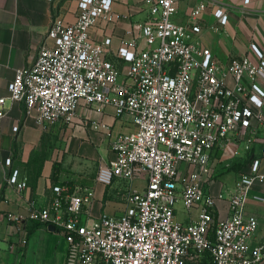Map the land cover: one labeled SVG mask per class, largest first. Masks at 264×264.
<instances>
[{"label":"built area","instance_id":"built-area-1","mask_svg":"<svg viewBox=\"0 0 264 264\" xmlns=\"http://www.w3.org/2000/svg\"><path fill=\"white\" fill-rule=\"evenodd\" d=\"M119 1L79 0L74 23L55 17L34 64L16 70L9 98L34 109L44 127L73 125L81 105L97 113L112 105L117 116L130 115L135 130L114 136L115 158L100 166L97 181L111 185L116 178L133 182L146 175V187L128 192L124 212L94 218L93 187L70 191L57 185L50 203L33 207L28 217L65 233L66 264H260L264 243L250 246L259 221L245 209L255 182H264V52L252 43L253 55L225 64L193 38L202 30L205 2L183 25L174 19L180 0H142L147 16L118 51L128 63L120 69L106 57L112 37L91 35L99 21L119 18ZM214 14L220 26L228 24L225 7ZM5 100L0 98V117ZM94 127L110 129L102 122ZM258 144L259 156L253 153ZM216 149L223 157L251 155L228 198L226 218H217V199L224 193L205 188ZM9 181L20 191L28 185L18 170ZM179 202L197 208V218L178 221Z\"/></svg>","mask_w":264,"mask_h":264},{"label":"crops","instance_id":"crops-1","mask_svg":"<svg viewBox=\"0 0 264 264\" xmlns=\"http://www.w3.org/2000/svg\"><path fill=\"white\" fill-rule=\"evenodd\" d=\"M201 2L207 8L199 19L202 30L193 33V38L210 48L218 60L226 64L233 57L253 55L252 43L264 52V0H180L174 19L189 25L191 10ZM141 5L142 0H121L115 4L120 16L114 23L99 21L91 29L95 40L112 37L106 57L120 69L128 63L118 56V51L134 38L138 33L136 24L147 16ZM218 7H225L229 14L224 26L214 14ZM78 14L79 0H0V98L6 97L5 114L0 117V264H66L69 244L65 233L28 217L33 207L50 203L54 186H66L70 191L93 187L95 196L89 210L92 217L98 218L103 213L124 212L128 192L142 190L147 184L146 175L133 182L116 178L111 185L97 181L100 166L115 158L111 147L114 136L135 130L130 115L117 116L112 105L104 113L91 112L81 105L73 125L44 127L38 123L34 109L9 98L8 85L16 70L34 64L54 18L74 23ZM216 25L219 30L212 28ZM96 122L110 129H95ZM261 147L258 144L253 153L259 156ZM8 158L11 164L6 163ZM250 159L251 155L244 151L239 156L226 157L220 149L213 151V175L205 188L214 195H225L217 199V218L229 216L228 198L241 173L248 170ZM15 170L20 180L28 182L21 191L9 181ZM260 170L264 173V158ZM221 176L224 180L219 179ZM254 195L264 197V182H255L245 209L247 215L259 221L250 240L251 248L264 243V201L254 199ZM9 214L17 219H9ZM197 216V208L187 210L178 203V221L189 223Z\"/></svg>","mask_w":264,"mask_h":264},{"label":"rangeland","instance_id":"rangeland-1","mask_svg":"<svg viewBox=\"0 0 264 264\" xmlns=\"http://www.w3.org/2000/svg\"><path fill=\"white\" fill-rule=\"evenodd\" d=\"M261 171H262V170H261ZM228 173H229V172H227L226 174H228ZM219 179H220V180H224V176L219 177ZM137 180H138V179H137ZM137 180H136V181H137ZM227 180H229V179H227ZM139 186L141 187V186H142V183H140ZM226 188H227V187L224 188V192H225V193H226ZM211 190H212V192H213V190H214V186H213V185H211Z\"/></svg>","mask_w":264,"mask_h":264},{"label":"water","instance_id":"water-1","mask_svg":"<svg viewBox=\"0 0 264 264\" xmlns=\"http://www.w3.org/2000/svg\"><path fill=\"white\" fill-rule=\"evenodd\" d=\"M50 227L54 228V226H53V225H51Z\"/></svg>","mask_w":264,"mask_h":264},{"label":"trees","instance_id":"trees-1","mask_svg":"<svg viewBox=\"0 0 264 264\" xmlns=\"http://www.w3.org/2000/svg\"><path fill=\"white\" fill-rule=\"evenodd\" d=\"M39 223H41V222H39Z\"/></svg>","mask_w":264,"mask_h":264}]
</instances>
